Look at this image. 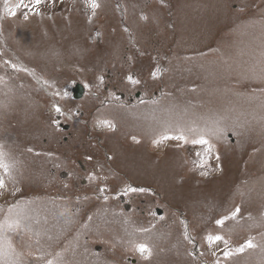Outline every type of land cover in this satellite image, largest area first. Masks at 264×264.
I'll return each instance as SVG.
<instances>
[{
    "label": "rangeland",
    "instance_id": "1",
    "mask_svg": "<svg viewBox=\"0 0 264 264\" xmlns=\"http://www.w3.org/2000/svg\"><path fill=\"white\" fill-rule=\"evenodd\" d=\"M94 2L0 0V264H264V0Z\"/></svg>",
    "mask_w": 264,
    "mask_h": 264
},
{
    "label": "snow or ice",
    "instance_id": "2",
    "mask_svg": "<svg viewBox=\"0 0 264 264\" xmlns=\"http://www.w3.org/2000/svg\"><path fill=\"white\" fill-rule=\"evenodd\" d=\"M90 2H91V6H92L93 8H96V7L98 6V5L94 2V0H90ZM34 3H35V5H39V4L42 3V0H34ZM30 5H31V0H29V4H28V5H26V4L24 3V0H20V4L17 5V7H20V6L29 7ZM12 15H15V13L13 12ZM133 83H135V81H133ZM57 111H59V108H57ZM196 143L206 144L207 141L201 139V140L196 141ZM2 156H3V154L0 153V167L6 169V168L8 167V165L5 164V163H3V161H2ZM3 186H4V183H3L2 180H0V188H3ZM238 213H239V209H237L236 212H234V213L232 214L233 217H235ZM217 223L222 225V224H223V220L217 221ZM222 239H223V238H222L221 236H219V235H216V236H214V237H213V236H209V237H208V240H209L210 242H212V243L219 242V241H221ZM245 246L248 247V248H251V247H253V244H252L251 241H247V242L245 243ZM245 246H242V247L239 249V251H243V248H244ZM138 250H139L140 252H142V253L145 252V251H147L146 247L143 246V245L139 246V247H138ZM229 254H230V253H225L226 256L229 255Z\"/></svg>",
    "mask_w": 264,
    "mask_h": 264
},
{
    "label": "water",
    "instance_id": "3",
    "mask_svg": "<svg viewBox=\"0 0 264 264\" xmlns=\"http://www.w3.org/2000/svg\"><path fill=\"white\" fill-rule=\"evenodd\" d=\"M82 92H83V90L81 89V87H80L79 85L76 86V87L72 90L73 96H74L76 99L80 98V96L82 95ZM157 214H158V215H161V214H160V210L157 211Z\"/></svg>",
    "mask_w": 264,
    "mask_h": 264
},
{
    "label": "flooded vegetation",
    "instance_id": "4",
    "mask_svg": "<svg viewBox=\"0 0 264 264\" xmlns=\"http://www.w3.org/2000/svg\"><path fill=\"white\" fill-rule=\"evenodd\" d=\"M133 103H135V98H133V100H130V99H129V101H128L127 104H130V105H131V104H133Z\"/></svg>",
    "mask_w": 264,
    "mask_h": 264
},
{
    "label": "trees",
    "instance_id": "5",
    "mask_svg": "<svg viewBox=\"0 0 264 264\" xmlns=\"http://www.w3.org/2000/svg\"><path fill=\"white\" fill-rule=\"evenodd\" d=\"M216 163H219V161H215ZM219 170L222 171V165H220L219 167Z\"/></svg>",
    "mask_w": 264,
    "mask_h": 264
},
{
    "label": "bare ground",
    "instance_id": "6",
    "mask_svg": "<svg viewBox=\"0 0 264 264\" xmlns=\"http://www.w3.org/2000/svg\"><path fill=\"white\" fill-rule=\"evenodd\" d=\"M107 166V165H106Z\"/></svg>",
    "mask_w": 264,
    "mask_h": 264
}]
</instances>
